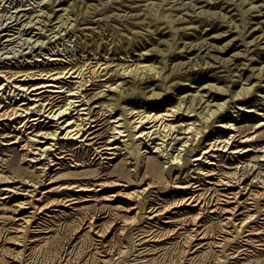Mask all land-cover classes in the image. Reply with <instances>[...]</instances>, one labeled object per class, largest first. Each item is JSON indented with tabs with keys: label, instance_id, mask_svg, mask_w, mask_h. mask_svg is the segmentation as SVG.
<instances>
[{
	"label": "bare ground",
	"instance_id": "bare-ground-1",
	"mask_svg": "<svg viewBox=\"0 0 264 264\" xmlns=\"http://www.w3.org/2000/svg\"><path fill=\"white\" fill-rule=\"evenodd\" d=\"M153 1L150 0V2H148V4L146 2L145 5L153 6ZM159 1L160 0H158V2L156 1L157 4ZM64 2L66 3V0H45L44 4L52 6L50 9L56 11V9H54L56 7L54 6ZM76 2L74 0L67 4L71 7ZM107 2H110V0H98V4L105 5ZM163 2L164 4L170 3V1L167 2V0ZM246 2H248V0ZM84 3L85 7H91L92 9H96L99 6L97 3H86V1H84ZM159 5L161 4L159 3ZM251 5L250 8L252 10L255 11L256 9V11H261L256 5ZM152 6L150 7L152 8ZM173 6L174 5L171 4L167 8L171 9ZM68 8L69 7H67V10ZM57 9L66 10V7L61 6L57 7ZM71 9L73 10L74 7ZM84 12L87 11L85 10ZM18 15L20 17V14ZM61 15L62 14H60V16ZM225 16L227 15L225 14ZM257 16L258 14L250 16L248 20L244 21V25H241L242 27H238L236 22H233V24L229 21L226 25L223 22L227 29H222L223 31L221 30V32L213 33L211 37L209 36L210 39L213 40H222V38L228 35L226 31L236 33V38L242 41L241 45L244 47L233 51L227 57H223L221 54L235 45L233 38H229L222 43H217L210 39L206 40L205 37L201 41L197 39L194 41L182 40L176 45L177 40H179L176 34L177 30H175L177 28L171 30L173 22L170 20H162L161 22L164 23L165 26H159V33L167 34L169 36V42H166L164 39H159L157 43L161 41L166 43L168 46L167 48H170V50L168 49L169 51L166 49L168 52H162L161 49L154 45L147 49L141 48L138 53L134 52L138 57L135 58L132 63L125 64L124 61H119L124 58V56L121 55L117 56L115 59L118 65L115 70L116 78L113 82L115 84L113 85V83L108 82L104 84L107 86V90L110 91L107 93V95H110L106 98L108 102L105 106H107V109L112 113L110 131L106 136L98 131L102 120L101 115L105 113V110L98 108L94 112L96 105H93L92 102L94 101H91L93 97H101L106 91L105 89H101L92 92L91 95H87L83 91V87L85 89L88 81L92 83L93 78L101 75V70L107 68L111 61H113L114 58L110 57V53L107 54L110 49V52L114 55L121 53L120 51H116V48H113V46L121 42L122 36L125 37V34L118 33L117 36L104 34L99 37V42L102 41L109 45L113 44V46H107V50L104 53H99L102 56L100 58L97 56L98 59H95L93 65H90L91 61H88L90 57H87L81 63L76 62L78 61L76 60L66 65H60L46 70L41 69L38 73L33 70L32 66H17V69L14 70L12 68L9 69L7 66H0V68H2L0 69V77H2V79H0V142L3 138L12 136L13 138L11 140L3 141L1 144L19 145L22 150L20 160L26 162L30 167L27 173L23 174V172L19 170L16 174H12L10 168L15 165V161L12 158H3V156L0 155V193L2 194L0 199L4 201L8 199V197L14 198L15 196L21 198L14 203L15 208L13 212L16 213L17 216L14 215L13 217L16 216L14 220L20 219L22 222H20V225L14 228V230L19 232L24 229V231L35 233L31 236H40L42 232L48 231L43 229L47 228L48 225L43 226L40 222L44 220L41 214H45L46 211L57 210L55 208L56 206H69L71 203L74 204L83 200L94 199L95 196L97 197L100 194H97V192L108 190V187L124 185L125 190H118L100 197L105 200H109L110 198L115 199L118 196L124 197L123 201L126 204L125 210L128 212L134 211L132 215L127 214L122 216V233L128 225H136L138 230L140 228L139 223L143 219V216L153 218V216L166 213L170 211V209L181 205L191 206L197 210L189 220L184 218L178 222L181 228H184L183 232L186 234L185 241L187 242L194 237L204 239L208 236L211 239L203 244L220 246L228 242H236L238 239L235 240V235L231 239H228L225 235L217 239V235L221 232H228V230H225V227L229 226V223H231L230 226L234 225L236 235H242L241 233L245 230H249V233H253V229L249 226V223L253 221L257 223L259 218H264V134H257L253 145L249 144L244 146L232 145L235 134H229L227 136L213 135V138L205 137L215 131L222 132L225 129L233 130L232 128L236 127V122H232L231 120L223 121V119L213 120V115H218L217 111L222 109V107H226L227 103L225 100L224 102L215 101L212 103V100H209L208 97H204L203 93H199L198 95H187L185 99L184 95H182L184 97L178 96L171 104L166 103L169 104L167 107H165L166 104L160 103L158 106L147 105L146 107L142 104L141 106H143V108H137V105H123L122 102L126 99L129 100V98H131L130 96L133 93L136 94L138 91L146 93L162 84H165L164 87H169L170 84L167 85L168 82L175 77L177 73L190 71L191 69H213L216 67H223V71H229L233 65H236L235 62L237 57H244V59L249 60L251 58L249 54L252 52V49H250L251 45L264 48V14ZM19 17H15V20H19ZM221 17L224 18V16ZM253 17H257V20L253 21ZM86 18H88V16L86 17V15L83 14L82 19L86 20ZM99 18H94L95 20H87L85 22H95L99 20ZM224 19H222V21H224ZM79 20L76 19V21ZM65 22L66 21H63V23ZM32 23L30 22V24ZM30 24L28 26H30ZM5 26L7 27L8 25ZM20 26L23 28L24 25L21 24ZM167 26H169L170 29L163 32L164 28ZM12 33L5 34L1 32L0 34H4L5 36L8 35L6 40H10L9 35ZM80 33L82 35L79 38L84 43L89 39H93V36L90 34L88 37L89 39L84 38L87 37V35L83 33V30H81ZM149 33L152 34H150L151 36L154 35L155 37V32L153 33L152 31ZM142 35L143 34H137L136 36L140 37ZM145 39L148 40L149 43H153L151 42V38L148 39L147 37ZM260 43L263 45H259ZM177 49L179 50L177 52H180V54L186 52L193 55H185L187 60L182 61L181 59L177 62L174 61V63L170 61L169 63L164 59L172 51L177 53ZM80 50L84 52L85 49L81 47ZM90 53H92L93 58L97 55L95 51ZM127 54L129 53L126 52L125 55L128 56ZM154 54L162 55V59H152L151 56ZM4 67L9 70L6 72ZM258 69L260 70L256 75L259 74V78H261L264 75V64ZM43 71L45 72L43 73ZM252 71L251 69V73L247 75L246 80L250 78L251 74H255ZM8 72L10 73L9 75ZM228 76H230V74ZM17 77H19V79L15 80ZM66 77L76 78L77 80L73 83L76 85L65 88H63V84L59 85L58 79ZM39 78L41 79L40 81L27 84L28 80H36ZM4 81H7L6 85H4ZM13 81L14 85L11 84ZM156 81L160 84H157ZM7 84H10L8 90L7 88L5 89ZM207 88L209 90H217L220 94L228 91L229 94H231L228 85L217 86L208 83ZM254 88V85H242L239 89L233 90L234 93H232V97L233 95L240 97L248 93L250 94V92L254 91ZM45 92H49V94H45ZM54 92L56 93L51 95ZM60 92H64V96L61 99H59L60 96L58 94ZM151 94L153 95L155 92L153 91ZM156 94L158 98L162 96L161 92H156ZM197 104L201 107L200 111L196 110ZM213 106L215 108H212ZM75 114L76 116H74ZM180 115L181 118H185L179 123V126L183 129L182 132L186 134L184 136H179V133L175 132V127L178 126L177 122L179 121L177 118H179ZM234 117L235 120H237L239 115L235 114ZM47 118L55 122L53 129L48 128V123H46L47 120L45 122ZM244 118L254 120L255 127L264 124V112H261L259 108H249ZM8 128H12V131H16L15 134L5 131ZM236 130L242 133L245 128H238ZM255 131L256 130H253L250 131V133L243 134L242 136L245 139L241 141H252ZM59 139H78V143L76 146L69 148L66 147V145L60 144ZM201 139L209 140L208 143L203 146L202 143H204V141ZM222 152L223 156H226V160L231 161L236 160V158L238 160L234 165L219 163V159H215L219 155L221 156ZM146 154H152V156L145 162L144 168L146 169L144 171V176L147 173L161 180L167 175L166 172L170 173L173 169H182L187 163L196 166V175L184 182L177 183L175 180H167L162 188L167 189V192L170 194H179L180 196L169 202L165 201L158 204V201L154 199L151 200L147 198L148 195H145L150 189L149 182L139 184L133 189L129 188L130 184L122 182V180L128 181L129 178L125 176L124 169L119 165L115 167L114 175L111 173L107 175H116L118 178L116 177L110 180L97 179L98 176L94 177V175L98 173L95 174L90 169L78 171L79 168L87 167L88 164L90 165V163H88L90 159L91 161L97 160V163L103 165L104 162L109 163L114 156L119 155L123 159L122 163L124 167L134 165L137 170L142 166V161ZM245 156H250V158L245 159ZM104 159H106V161H103ZM252 160H254V162H251ZM65 164L68 167L75 168L76 171L61 175H54V173H51L52 170L60 168L58 165L62 166ZM201 174L203 176H201ZM16 176H19V178ZM93 177L96 180L92 182L91 179H93ZM17 181L20 182L18 185L11 184ZM68 191H76L78 193L90 192L92 194L73 196L74 193ZM129 199L137 200L138 203H130L128 202ZM28 208H30V210H27ZM23 209H26L25 215L20 214L23 212ZM87 209L88 207L84 208L80 223L72 224V230L79 231V226H83L87 223L86 226L88 227V231L91 229L94 231L97 225L96 221L100 217L109 216L112 213L110 209L97 208L92 211ZM205 210L209 212L220 211L222 214H226L223 218L225 221L223 223L220 221L219 228L217 229L212 225L202 227L203 224L201 221ZM248 210L254 211L243 215L244 212ZM145 213L148 214L145 215ZM149 214H152V216H149ZM239 215H243V217L239 218ZM113 219L114 217L108 220L101 232L107 230L108 223L112 222ZM189 224L192 226L189 227ZM33 225L36 227H32ZM34 228L36 230H33ZM262 230H264V227H262ZM262 230L256 233L262 232ZM144 231L147 232L149 229ZM95 232L98 233L99 229ZM169 232L174 233L178 231L173 228L170 229L168 233ZM178 233L181 234L182 232ZM164 234L165 232L158 233V231H149L146 235L148 237L147 239L154 240ZM19 235L16 233L15 237H13L15 242L20 241L16 238ZM198 235L200 236L197 237ZM41 237L42 239H46L45 242H47L48 239L50 242V237L40 236V238ZM143 238L144 236L137 238V240H143ZM239 242L241 243L242 241ZM192 243L189 248L194 246ZM198 243L200 242L195 244ZM134 244H138L136 243V239L134 240ZM54 246L55 245L51 248H54ZM114 246L115 245H110V247L103 249V251L108 253L114 248V250L117 249L116 253H123L121 246Z\"/></svg>",
	"mask_w": 264,
	"mask_h": 264
},
{
	"label": "rangeland",
	"instance_id": "rangeland-1",
	"mask_svg": "<svg viewBox=\"0 0 264 264\" xmlns=\"http://www.w3.org/2000/svg\"><path fill=\"white\" fill-rule=\"evenodd\" d=\"M73 1L74 0H66V3L64 2L60 5H55L54 7L56 8L54 9H56V11H53L50 9L52 6L44 4L45 0H0V33L4 32L6 34L13 32L9 35L11 41L6 40L8 35L5 36L4 34H0V66H7L9 69L12 68L13 70L17 69V66H32L33 70L38 73L41 69L46 70L56 66L66 65L68 63L75 62L76 60H78L76 62L81 63L87 57H90L88 61H91L90 65H93L95 63V59L100 58L102 56L101 54L107 50V46H113V44L109 45L102 41L99 42V37L104 34L117 36L118 33H122L127 37L122 36L121 42H118V45L115 44L113 46V48H116V51H120L121 53L114 55L110 52V49L107 54L110 53V57L114 58L113 61H111L107 68L101 70V75L93 78L92 83L91 81H88L85 89L83 87V91L87 95H91L92 92H96L101 89H105L106 92L103 95H107L110 91L107 90V86L104 84L105 82L113 83L115 81V70L118 66L116 64L117 60H115L117 56H124V58L119 61H124L125 64H128L132 63L134 59L138 57L135 53H138L141 48L147 49L148 47L155 45L161 49L162 52H168L170 50V48H167L168 46L163 41L157 43V40L159 39H164L166 42H169V36L167 34L159 33V26H165V24L161 22L162 20H170L173 22L171 30L177 28L175 30H177L176 34L177 38H179L176 43V45H178L182 40L194 41L197 39L198 41H201L205 37L206 40H209L213 33L221 32L222 29L226 30L227 27H225V25L228 24L229 21L231 23L236 22L238 27H242L244 25V21L248 20L250 16L257 14L258 16H261L264 14L262 13L264 12V0H248V2H246L247 0H226L227 2L225 0H172L174 3L171 0H167V2L170 1L169 4H164V0H160L159 3L161 5H159V3L157 4L158 0H151L154 2L153 6L145 5L146 2L148 4L150 0H110V2H107L108 4L105 3V5L98 4V0H75V2H77L70 7L67 3ZM84 1H86V3H97L99 6L97 5L98 8L96 9L93 8L96 10L94 11L91 7H85ZM247 3L250 5H256L258 9H261V11H256V9L255 11L252 10L250 5ZM171 4L174 6L171 9H168L167 7ZM61 6L66 7V10L57 9V7ZM150 6H152V8ZM67 7H69L70 10L69 8L67 10ZM72 7H74L73 10L71 9ZM85 10L87 12H84ZM11 13L14 14L16 18H18V14H20L19 20H15L16 18ZM60 14L62 15L60 16ZM83 14L86 15V17L88 16L86 20L82 19ZM225 14L227 16H225ZM221 16H224L225 19ZM257 17H253L252 20L256 21ZM94 18H99V20L95 22H85L87 20H95ZM76 19L80 20L76 21ZM222 19H224V21H222ZM63 21L66 22L63 23ZM30 22L32 24H30ZM28 23L30 26H28ZM21 24L24 25L23 28L20 26ZM5 25L8 26L6 27ZM168 29H170L169 26L164 28L163 32L168 31ZM81 30H83V33H86L87 35V37L84 38L89 39L88 37L90 34L93 36V39L87 40L86 43L82 42L79 38L82 35L80 33ZM152 31L153 33L155 32V37L154 35L151 36L152 34L149 33ZM227 33L228 35L225 38H222V40L210 39L211 41L217 43H222L229 38L234 39L233 41L235 42V45H233V47L229 50L223 52L221 54L223 57H227L233 51L244 47L241 45L242 41L236 38L235 32L226 31V34ZM137 34L143 35L139 37L136 36ZM146 36L148 39L151 38V42L153 43H149L148 40L145 39L147 38ZM259 45L263 44L260 43ZM81 47H84V52L80 50ZM166 49L169 50L167 51ZM250 49H252V52L249 54L251 58L248 60L244 59V57H237L235 62L236 65H233L229 71H223V67H216L213 69H191L190 71L177 73V75L168 82L167 85L170 84L169 87H164L165 84H162L146 93L138 91L136 94L133 93L129 100L123 99L124 101L122 104H134L137 105V108H143V106H141L142 104L145 107L147 105L158 106L160 103L171 104L178 96H185V99L187 95H198L199 93H203L204 97H208L209 100H212V103L215 101L224 102V100L227 103L226 107H222V109L217 111L218 115H213V120L223 119V121L231 120L232 122H236V127L232 128L233 130L225 129L222 132L214 130L216 133H210L205 137L213 138V135L227 136L229 134H235L232 141L233 146L253 145V142H255V136L257 134H264V124L255 127L254 120L245 119L244 115L249 108H259L261 112H264V75L261 78H259V74H257L258 76L256 75V73L260 70L258 68L262 67L264 64V48H260L257 45H251ZM89 51L97 52L96 57L93 58L92 53ZM177 51L179 50L177 49L176 52ZM126 52L129 53L127 54L128 56L125 55ZM185 55L192 56L193 54H188L186 52H182L180 54V52L175 53L172 51L164 59L168 62L170 61L171 63H174V61L177 62L181 59L182 61L187 60ZM97 56L99 57L97 58ZM151 58L161 60L162 55L154 54ZM4 68L6 69V72L9 70L6 67ZM251 69L255 74H251L250 78L246 80L247 75L251 73ZM44 72L45 71H43V73ZM9 74L10 73L8 72V75ZM229 74L230 76H228ZM0 79H2V77H0ZM17 79H19V77L15 80ZM40 80V78L36 80H28L27 84ZM75 80L77 79L74 77L58 79L59 85H64L63 88L75 86L76 84H73ZM6 82L7 81H4V85H6ZM158 83L159 82H157V84ZM208 83H212L217 86L228 85L230 87L231 94H229V91L220 94L217 90H209L207 88ZM11 84L14 85V81ZM114 84L115 83H113V85ZM9 85L7 84L5 89L7 88L8 90L10 87ZM240 85H254L255 88L253 92H250V94L248 93L247 95L240 96L242 98L236 95H233L232 97V93H234L233 90L239 89L241 87ZM153 91L155 94L152 95L151 93ZM156 92H161L162 96L158 98ZM55 93L56 92L51 95H54ZM63 93L64 92L58 93L60 96L59 99L63 98ZM45 94H49V92H45ZM103 95L101 97H93L91 101H94L92 104L96 105L94 112L98 108L105 110V113L101 115L102 120L98 131L106 136L110 131L112 113L109 109H107L108 107L105 106L108 102L106 98H108L110 94L107 96ZM169 104H166L165 107ZM212 108L215 107L213 106ZM196 110H201V107H199L198 104ZM235 114L239 115L237 120H235ZM74 116H76V114ZM48 119L49 118L45 119V122L47 120L46 123H48V128L53 129L55 122ZM177 119L179 121L177 122L178 126L175 127V132L179 133V136H184L186 134L182 132L183 129L179 126V123L185 118H181L180 115ZM238 128H245V130L244 132L239 133V131L236 130ZM253 130L256 131L254 132L252 141H241L242 139H245L242 136L243 134L250 133V131ZM5 131H8L11 134H15L16 132L12 131V128H8ZM12 138V136H8L3 138V140L1 139L0 155L3 156V158H12L15 161V165L10 168L12 174H16L19 170L22 171L23 174L27 173L30 167L26 162H22L20 160L22 153L20 146L17 144H1L3 141H9ZM208 140L209 139L202 140L204 141L202 145L204 146L208 143ZM59 142L60 144L66 145V147L70 148L76 146L78 139H64ZM151 156L152 154H146L144 160L142 161L144 163H142L143 167L141 166L140 169L137 170L134 165L124 167V164L122 163L123 159L119 155L114 156L109 163L104 162L103 165L97 163V160L91 161L90 159L88 160L90 165L88 164L87 167L79 168L78 171L90 169L95 174L98 173L94 175V177L98 176L97 179L110 180L112 178H118L116 175H107L110 173L114 175V169L117 165H119L124 169L123 171L125 176L129 178L128 181L122 180V182L130 184V189H133L139 184L149 182L150 189L145 195H148L147 198L151 200L154 199L158 201V204L165 201L169 202L179 197V194L168 193L167 189L162 188L163 185L167 180H175L178 183L190 179L192 176L196 175V166L187 163V165L182 169H173L170 173L166 172L168 176L165 175L166 177L164 176L163 179L158 180L147 173L144 176V171L146 169L144 168L145 162ZM249 158L250 156H245V159ZM217 159H219V163H227L229 165H234L238 160L237 158L236 160L231 161L226 160V156H223V152L221 156L219 155L215 160ZM103 161H106V159ZM251 162H254V160ZM58 166H60V168L52 170L51 173H54V175H61L76 171L75 168L68 167L66 164ZM201 176L203 175L201 174ZM16 177L19 178V176ZM94 177L91 179L92 182L96 180ZM19 183L20 182L17 181L11 184L18 185ZM118 190H125L124 185L108 187V190L97 192V194H100L97 197L93 196L94 199L83 200L74 204L71 203L69 206H56L55 208L57 210L46 211L47 214H41L44 217V220L39 221L43 224V226L48 225L47 228H43L48 231L42 232L40 236L50 237V242L49 239L45 242L46 239H42V237L40 238L38 235L31 236L32 234H35L34 232L24 231V229L19 232L14 230V228L19 226V223L22 222L20 219L14 220L17 214L13 212L15 208L14 203L21 199L19 196H15L14 198L8 197V199H5L4 201L0 199V264H264V230H262V227H264V218H259L257 223L254 221L250 222L249 226L253 229V233H249V230H245L241 233L242 235H236L234 225L230 226L231 223H229V226L225 227V230H228V232H221L217 235V239H220L222 235L231 239L235 235V240L238 239V241L228 242L225 243V245L220 246L203 244L207 240L211 239L209 236L204 239L194 237L193 239H189L188 242L185 241L186 234L183 232L184 228H181L178 222L184 218L189 220L190 217L197 212V210L191 206L184 205L172 208L166 213L153 216V218L143 216V219L139 223L140 228L138 230L136 225H128L122 233V216L127 214L132 215L134 211L128 212L125 210L126 204L123 201L124 197L118 196L115 199L110 198L109 200L100 198L101 196L111 194L112 192H116ZM71 193H74L73 196L92 194L90 192L78 193L76 191ZM1 195L2 194L0 193V196ZM128 202H133L134 204L138 203L137 200L133 199H129ZM85 207H88L87 210L91 211L97 208L110 209L112 213L109 216L100 217L96 221L97 225L94 231H92V229L88 231V227L86 226L87 223L83 226L80 225L78 229L79 231L72 230V224L80 223ZM25 210L23 209V212L20 214L25 215ZM27 210H30V208ZM253 211L254 210L245 211L243 215ZM146 214L148 213H145V215ZM14 215L16 216L13 217ZM243 215H239V218L243 217ZM149 216H152V214H149ZM225 216L226 214H222L220 211L209 212L205 210L201 221L203 224L202 227L212 225L215 229H217L219 228L220 221L221 223L225 221L223 220ZM112 217H114V219L112 222L108 223L107 230L101 232L103 226L108 222V220L112 219ZM190 226L192 225L189 224V227ZM32 227L36 226L33 225ZM173 228L182 233H168V231ZM97 229H99L98 233L95 232ZM148 229L149 231H158V233L165 232V234L161 235L158 239L155 238L156 240H149L146 235L149 231H144ZM33 230L36 229L34 228ZM261 230L262 232L256 233ZM16 233H18V235L21 234L16 237L20 240L19 242H15L13 240ZM143 236V240H137V238ZM199 236L200 235L197 237ZM135 239L138 244H134ZM239 241L242 242L240 243ZM197 242L200 243L195 244ZM191 243L194 244V246L189 248ZM53 245H55L54 248H51ZM110 245H115L114 247L121 246L123 253H116L117 249L114 250V248L108 253L103 251V249L110 247Z\"/></svg>",
	"mask_w": 264,
	"mask_h": 264
}]
</instances>
